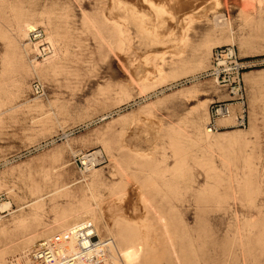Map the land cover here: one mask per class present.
I'll return each instance as SVG.
<instances>
[{
  "label": "rangeland",
  "instance_id": "374dc122",
  "mask_svg": "<svg viewBox=\"0 0 264 264\" xmlns=\"http://www.w3.org/2000/svg\"><path fill=\"white\" fill-rule=\"evenodd\" d=\"M241 1L0 0V264L85 220L115 264H264V5ZM38 28L54 53L33 62ZM223 46L248 122L210 134L231 97L202 75Z\"/></svg>",
  "mask_w": 264,
  "mask_h": 264
},
{
  "label": "built area",
  "instance_id": "2783aa9c",
  "mask_svg": "<svg viewBox=\"0 0 264 264\" xmlns=\"http://www.w3.org/2000/svg\"><path fill=\"white\" fill-rule=\"evenodd\" d=\"M28 43L34 50L32 61L44 60L54 53L46 31L42 28L33 30L28 37ZM243 64L237 55L235 46L216 48L212 55V66L202 77H213L220 87L227 88L230 99L212 104L207 130L216 134L222 130L220 121L235 117V127H247V93L243 83ZM34 97L43 98L47 94L46 85L38 78L31 84ZM105 162L104 155L93 152L75 154L74 163L81 173H89ZM111 239H101L95 224L82 221L72 226L64 233L45 238L31 252L32 264H115L109 254Z\"/></svg>",
  "mask_w": 264,
  "mask_h": 264
},
{
  "label": "bare ground",
  "instance_id": "6f19581e",
  "mask_svg": "<svg viewBox=\"0 0 264 264\" xmlns=\"http://www.w3.org/2000/svg\"><path fill=\"white\" fill-rule=\"evenodd\" d=\"M245 1V3L244 4H246L245 6H246V8H247V11H248V7H249V5H253L254 3H256V2H258L260 5H261V7H262V5H264V1L263 0H244ZM243 0L241 1V2H244ZM255 6V5H254ZM251 8H253L252 6H250ZM245 8V7H244ZM243 8V9H244ZM250 8V9H251ZM255 8V7H254ZM249 9V10H250ZM158 10H159V8H158ZM157 10V11H158ZM131 11H132V8H131ZM160 11H163L162 9L160 10ZM168 10H166L165 11V9H164V11L163 12H167ZM244 11H246V10H244ZM244 11H243V13H244ZM246 11V12H247ZM253 11H255L254 9H253ZM242 12V11H241ZM250 12H251V10H250ZM127 13H128V11H127ZM132 13V12H131ZM137 13V12H136ZM139 13V12H138ZM160 13V12H159ZM243 13H241V14H243ZM142 14V13H141ZM166 13H163V16L165 15ZM168 14H169V11H168ZM247 14V13H246ZM251 14V13H250ZM129 15H130V13H129ZM133 15H134V19H135V21L137 22V23H139V15L137 16L136 14H134L133 13ZM158 15H160V14H158ZM148 16V15H147ZM243 16V15H242ZM244 16H245V13H244ZM143 17V16H142ZM165 17V16H164ZM161 18H162V15H161ZM245 18H246V16H245ZM144 20V19H143ZM141 22H143V21H141ZM142 24V23H141ZM143 26V25H142ZM141 26V27H142ZM147 29V28H146ZM151 30V29H150ZM146 31V30H145ZM142 33H144V31H141ZM155 33V32H154ZM154 33H153V35H154ZM144 34H146V33H144ZM151 35H152V33H151ZM29 37V36H28ZM152 37V36H151ZM156 38V37H155ZM158 38V40H159V37H157ZM156 38V39H157ZM182 40H185V37L182 39ZM160 41V40H159ZM180 44V43H179ZM182 45V44H181ZM182 53V52H181ZM35 70V69H34ZM162 75V74H161ZM226 120H229V119H226ZM97 154H98V152H96ZM95 169H97V168H95ZM95 169H92V170H95ZM3 202V201H2ZM10 207H11V205H10V203H7V202H4L1 206H0V210L1 211H7V210H9L10 209ZM99 235V234H98ZM138 259V255H137V252H134V254H133V257H132V260L131 261H136Z\"/></svg>",
  "mask_w": 264,
  "mask_h": 264
}]
</instances>
